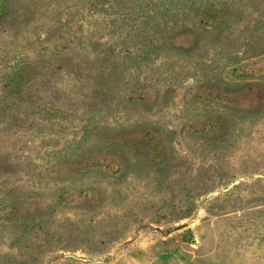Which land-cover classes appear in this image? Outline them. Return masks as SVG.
Wrapping results in <instances>:
<instances>
[{"label": "rangeland", "instance_id": "rangeland-1", "mask_svg": "<svg viewBox=\"0 0 264 264\" xmlns=\"http://www.w3.org/2000/svg\"><path fill=\"white\" fill-rule=\"evenodd\" d=\"M0 264H264V0H0Z\"/></svg>", "mask_w": 264, "mask_h": 264}]
</instances>
